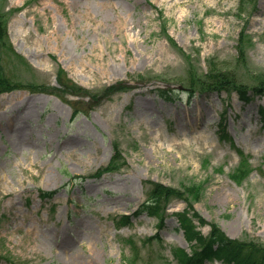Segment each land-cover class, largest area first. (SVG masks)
Instances as JSON below:
<instances>
[{"label":"rangeland","instance_id":"obj_1","mask_svg":"<svg viewBox=\"0 0 264 264\" xmlns=\"http://www.w3.org/2000/svg\"><path fill=\"white\" fill-rule=\"evenodd\" d=\"M239 4L0 0V22L22 55L6 58L0 46V79L13 87L0 94V264H130L127 240L156 232L166 249L141 256L176 264L171 247L191 249L178 221L186 203L205 217L197 228L205 235L216 223L231 238L264 243V94L190 103L183 93L158 95L210 59L239 73L264 70V0H244L241 13ZM242 33L254 42L244 65ZM119 80L135 88L115 94ZM220 124L252 156L241 182L230 175L240 155ZM113 156L119 168L95 177ZM149 180L200 186L199 197L172 200L163 228L146 212L117 228L115 217L147 199Z\"/></svg>","mask_w":264,"mask_h":264},{"label":"trees","instance_id":"obj_2","mask_svg":"<svg viewBox=\"0 0 264 264\" xmlns=\"http://www.w3.org/2000/svg\"><path fill=\"white\" fill-rule=\"evenodd\" d=\"M244 0H242L243 2ZM3 16H0L2 18ZM240 45L245 47L248 39L244 33H242L240 37ZM0 46L3 53V56L6 58L13 56H18L22 59V55H19L15 52L12 44L9 41V36L7 32L6 22H0ZM243 52V51H242ZM244 56V54H241ZM216 64H211L210 68L207 71L202 73H196L194 70H189L188 75L186 76L184 82L185 87L190 91L189 93L194 94L197 91H207L214 89H227L238 90L242 95H245L248 87H252L256 90L264 89V72L251 75V82H247L242 76H239L235 71L232 70H223L217 68ZM63 71H59V75L62 76ZM67 79V78H66ZM61 82L67 83L69 81L70 84L73 85L71 80H63L60 79ZM5 81L0 79V92L2 90H10V84H5ZM7 85V86H6ZM15 87V86H14ZM128 85L125 83H119L117 85H112L111 90H119L125 89ZM41 89L40 86L32 85V89ZM173 94V93H172ZM165 95H169L168 93ZM171 95V94H170ZM118 168L116 166L114 159H112L111 163L104 169L113 170ZM189 190H193L192 187H189ZM176 191L171 190L168 187H165L160 184H156L153 190V199L149 205H145L144 207L148 209L151 213L159 214L161 209V204L164 200L169 199L172 196H175L174 193ZM182 196V192H180ZM186 218L183 219L182 224L186 226ZM212 240H221V247L217 250H212L211 246H208L198 252L194 258L189 257L183 250L176 251L181 264H199L203 257L207 255H215L216 257H223L227 262L233 264H264V245L256 244L252 241L247 240H230L227 238L222 231L214 225L212 232ZM223 255V256H222Z\"/></svg>","mask_w":264,"mask_h":264}]
</instances>
